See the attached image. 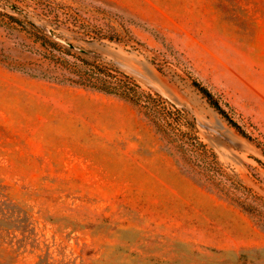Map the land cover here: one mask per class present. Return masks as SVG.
I'll return each mask as SVG.
<instances>
[{
	"label": "rangeland",
	"instance_id": "374dc122",
	"mask_svg": "<svg viewBox=\"0 0 264 264\" xmlns=\"http://www.w3.org/2000/svg\"><path fill=\"white\" fill-rule=\"evenodd\" d=\"M44 38L140 83L264 203V0H0V264H264L261 225L141 108L8 66L46 68Z\"/></svg>",
	"mask_w": 264,
	"mask_h": 264
},
{
	"label": "trees",
	"instance_id": "16d2710c",
	"mask_svg": "<svg viewBox=\"0 0 264 264\" xmlns=\"http://www.w3.org/2000/svg\"><path fill=\"white\" fill-rule=\"evenodd\" d=\"M18 10V9H16ZM43 50L32 48L31 52L42 56L47 67H14L12 70L22 71L31 77L53 82L55 84L80 87L93 90V92L115 96L120 100L129 102L143 111L146 119L153 125L157 133L166 141L167 146L175 152L181 160L215 189L231 198L242 210L252 215L264 230V203L258 197L248 193L243 185L231 182L224 175L217 164L210 160L205 145L198 137H189L185 133L177 132L167 119V115L159 108L157 99L148 93L143 86L133 78L121 74L116 69L102 66L67 49L49 39H39ZM0 49V56H2ZM5 60L7 58H4ZM4 59H1L5 61ZM192 79L193 85L198 89L207 102L223 116L240 134L253 140V138L232 118L223 107L221 100L204 86L201 81ZM248 251L239 254V263H246Z\"/></svg>",
	"mask_w": 264,
	"mask_h": 264
},
{
	"label": "bare ground",
	"instance_id": "6f19581e",
	"mask_svg": "<svg viewBox=\"0 0 264 264\" xmlns=\"http://www.w3.org/2000/svg\"><path fill=\"white\" fill-rule=\"evenodd\" d=\"M108 55V54H107ZM117 55V54H116ZM128 57V56H127ZM135 57V56H134ZM135 60V59H134ZM138 60V59H137ZM142 63V62H141ZM145 68V67H144ZM148 69V68H147ZM144 71V70H143ZM148 71V70H147ZM157 77V76H156ZM154 80V79H153ZM159 81V80H158ZM140 152V151H139ZM161 155V154H160ZM162 158V157H161ZM154 166V165H153ZM161 169V168H160ZM185 181V180H184ZM192 190V189H191ZM200 201H201V198H200ZM203 201V200H202ZM209 202V204H210V200H208ZM201 203H203V202H201Z\"/></svg>",
	"mask_w": 264,
	"mask_h": 264
}]
</instances>
